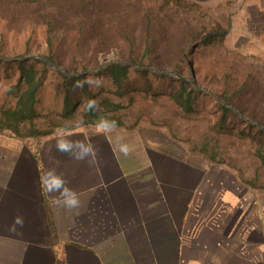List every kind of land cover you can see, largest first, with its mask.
<instances>
[{
	"label": "crops",
	"instance_id": "0c3cea01",
	"mask_svg": "<svg viewBox=\"0 0 264 264\" xmlns=\"http://www.w3.org/2000/svg\"><path fill=\"white\" fill-rule=\"evenodd\" d=\"M204 2L264 33V0ZM48 169L78 209L44 189ZM0 264H264V190L163 128L85 126L38 140L0 131Z\"/></svg>",
	"mask_w": 264,
	"mask_h": 264
},
{
	"label": "trees",
	"instance_id": "16d2710c",
	"mask_svg": "<svg viewBox=\"0 0 264 264\" xmlns=\"http://www.w3.org/2000/svg\"><path fill=\"white\" fill-rule=\"evenodd\" d=\"M149 4L154 12L147 9ZM198 8L185 0H0V56L10 58H0V131L38 140L85 126L163 128L192 153L227 165L243 183L264 190L258 175L246 178L219 145L222 135L249 141L251 154L264 168V131L188 81L118 64L95 74L65 77L41 59L18 60L41 48L40 55L49 62L76 73L93 69L100 56L120 49L122 61L186 77L185 57L223 47L226 35L216 23H175L174 18L186 19ZM55 33L60 34L58 40ZM230 77L223 74L222 90L216 94L264 128V106L262 111L247 110L238 103L236 93L246 84L239 80L232 92ZM198 116L207 119L210 133L198 139L181 136L177 122Z\"/></svg>",
	"mask_w": 264,
	"mask_h": 264
},
{
	"label": "rangeland",
	"instance_id": "374dc122",
	"mask_svg": "<svg viewBox=\"0 0 264 264\" xmlns=\"http://www.w3.org/2000/svg\"><path fill=\"white\" fill-rule=\"evenodd\" d=\"M185 1L195 3L199 8L186 19L183 17L174 18L175 23H178V25L189 24L207 27L216 23L226 31L223 47L200 49L196 52L195 56L191 58L185 57L184 70L186 77L189 80L194 79L196 81L194 83L198 88L206 91L207 94H210L215 99V97L219 98L216 93L222 90L223 74H230L229 87L232 92L238 89L234 85L241 84L239 80L244 81L246 84V89L236 93L238 103H241L247 110L254 108L256 111H262L264 106V42L262 43L260 40H264V33L261 36V28L259 26H243L244 20L238 19L239 17H234V13L220 3L204 2L205 0H199L198 2L196 0ZM147 9L151 12L155 10L151 4L147 6ZM160 19H163L164 23L167 21L163 17H160ZM128 20L133 21V18H128ZM235 23H239V25H235ZM178 25L176 26L178 29L182 27ZM54 38L58 40L60 34L55 33ZM40 53L41 48H37L31 54L27 55L41 56ZM122 59V50H112L106 55L100 56L98 63L93 66V69L87 70H99L110 62H125ZM64 70L69 73L66 69ZM231 107L234 108L233 106ZM235 110L238 111L237 109ZM243 116L248 121L256 123L255 120L253 121L245 115ZM176 125L179 134L184 138L190 137L198 139L202 134L209 132L208 121L205 117L198 116L190 122L179 120ZM59 132H64V130H58L55 133ZM219 140L222 151L233 158L246 178H252L258 175L259 180L264 183V168L259 167L258 161L251 154L249 141H242L236 136L226 135L220 136Z\"/></svg>",
	"mask_w": 264,
	"mask_h": 264
},
{
	"label": "clouds",
	"instance_id": "9594fccd",
	"mask_svg": "<svg viewBox=\"0 0 264 264\" xmlns=\"http://www.w3.org/2000/svg\"><path fill=\"white\" fill-rule=\"evenodd\" d=\"M82 86L80 84L77 85ZM115 123V122H113ZM66 145L63 142H58L56 145L57 151H60L62 153H67L69 155H73L71 152L66 151ZM120 151L124 155H128L130 150L126 145H122L120 148ZM95 155V150H93L92 156ZM75 159L83 160L84 157L82 156H74ZM55 173V175H53ZM41 183L44 189L47 190L49 193L57 192L59 193V196L56 198L55 203L63 207L67 210H73L78 209L81 206V201L79 198V195L72 189L68 188L66 186L67 182L63 178L62 175L58 174L55 169H48L44 173V176L41 177ZM71 193V195H69ZM20 225L23 226V219L22 217H16L14 220V226Z\"/></svg>",
	"mask_w": 264,
	"mask_h": 264
},
{
	"label": "water",
	"instance_id": "95a60500",
	"mask_svg": "<svg viewBox=\"0 0 264 264\" xmlns=\"http://www.w3.org/2000/svg\"><path fill=\"white\" fill-rule=\"evenodd\" d=\"M0 58L2 59H8L6 57H1ZM24 59H41L43 60L44 62H46L48 68L50 69H53L55 71H57L58 73L62 74L63 76L65 77H76V76H80V75H85V74H92V73H95V72H98L104 68H106L107 66L109 65H112V64H118V65H123V66H131L135 69H138V70H150V71H153L155 72L156 74H159V75H169V76H172L174 78H177V79H180V80H184V81H188L194 89L198 90V91H201V92H206L200 88H198L196 86V84L194 83V80H189L187 79L186 77L182 76V75H179L173 71H163V72H160L158 70H156L155 68H152V67H139L133 63H129V62H110L106 65H104L102 68H100L99 70H96V71H92V70H86V71H82V72H78V73H73V74H69L67 73L64 69L52 64L51 62H49L45 57H42V56H38V55H27V56H23L21 58H19L18 60H24ZM207 93V92H206ZM215 100L220 103L221 105L231 109L237 116H239L240 118H242L243 120H245L246 122L250 123V124H253V125H257L262 131H264V128L256 123H253L251 121H248L242 114H240L238 111H236L234 108H232L231 106H229L228 104L224 103L223 101H221L218 97H215Z\"/></svg>",
	"mask_w": 264,
	"mask_h": 264
}]
</instances>
